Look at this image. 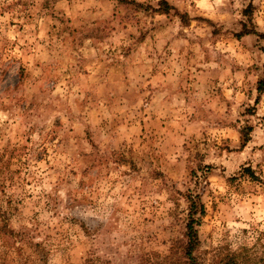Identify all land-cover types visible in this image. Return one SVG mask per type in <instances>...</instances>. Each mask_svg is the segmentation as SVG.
I'll return each instance as SVG.
<instances>
[{
  "label": "clouds",
  "instance_id": "obj_1",
  "mask_svg": "<svg viewBox=\"0 0 264 264\" xmlns=\"http://www.w3.org/2000/svg\"><path fill=\"white\" fill-rule=\"evenodd\" d=\"M0 264H264V0H0Z\"/></svg>",
  "mask_w": 264,
  "mask_h": 264
}]
</instances>
